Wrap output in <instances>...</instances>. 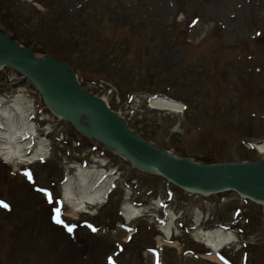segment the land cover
Segmentation results:
<instances>
[{"label": "rangeland", "instance_id": "rangeland-1", "mask_svg": "<svg viewBox=\"0 0 264 264\" xmlns=\"http://www.w3.org/2000/svg\"><path fill=\"white\" fill-rule=\"evenodd\" d=\"M0 37L65 63L144 141L176 157L264 161L254 148L264 141V0H0ZM21 90L36 108L32 124L48 154L18 166L0 157V201L9 205L0 204V264H218L204 258L210 252L197 241L204 225L195 223L198 211L211 214L206 229L222 224L238 236L222 254L228 264H264V206L227 194L231 201L211 210L163 178L138 172L69 114L53 112L33 83L0 68V99ZM163 95L185 104V112L151 110L148 100ZM96 154L104 161L94 162ZM107 161L119 167L122 182L106 204L73 216L65 179ZM135 180L131 201L147 212L127 231L120 203ZM158 200L165 207L153 204ZM167 207L183 215L175 222L176 245L158 253ZM56 209L63 223L54 219Z\"/></svg>", "mask_w": 264, "mask_h": 264}, {"label": "water", "instance_id": "water-1", "mask_svg": "<svg viewBox=\"0 0 264 264\" xmlns=\"http://www.w3.org/2000/svg\"><path fill=\"white\" fill-rule=\"evenodd\" d=\"M3 65L35 83L41 89L45 102L51 106L78 109L103 122V135L108 143L139 168L161 175L185 191L233 190L264 201V166H201L174 158L143 143L102 99L84 92L74 74L62 63L53 58L38 57L17 43L0 38V66ZM40 69L48 71L49 76Z\"/></svg>", "mask_w": 264, "mask_h": 264}, {"label": "bare ground", "instance_id": "bare-ground-1", "mask_svg": "<svg viewBox=\"0 0 264 264\" xmlns=\"http://www.w3.org/2000/svg\"><path fill=\"white\" fill-rule=\"evenodd\" d=\"M40 70L44 75H48V71ZM151 104L154 107L160 106V109H163V106L173 113L181 109L179 103L163 99L153 101ZM61 107L64 110L68 109L67 112L73 122L80 124L91 137L106 141L103 135L105 132V124L103 122L78 109H71V107L67 106ZM33 114L34 110L27 97L23 94V90L19 91V94L12 100L0 99V156L5 162L18 166L42 160L47 156V140L43 139L35 130L36 127L32 124ZM256 148L264 156V142L257 144ZM113 181L112 177L104 175L102 171H98L95 168H78L75 175H68L62 188L64 190V199L72 207V215L76 216L87 205L98 206L103 204L109 196ZM127 199L128 197H126ZM144 211L145 209L138 210L136 216H141ZM123 215L127 221L131 220L134 217L133 215H135L132 213V207L127 201L123 204ZM200 218V216L197 217V223H199ZM173 224L174 216L171 215L170 220L164 227L166 236H169ZM200 235L204 238V243L213 250L212 254L205 258L218 264H223L219 257L222 247L232 242H237L236 236L231 233H224L220 229L202 232ZM166 240L168 239H160L159 242L163 244Z\"/></svg>", "mask_w": 264, "mask_h": 264}, {"label": "snow or ice", "instance_id": "snow-or-ice-1", "mask_svg": "<svg viewBox=\"0 0 264 264\" xmlns=\"http://www.w3.org/2000/svg\"><path fill=\"white\" fill-rule=\"evenodd\" d=\"M259 35V34H258ZM29 179H31V175L29 174ZM0 204H2V206L4 208H9V205L7 203H4L3 201H0ZM60 209H56V212L59 213ZM54 219L56 220L57 223H63V221L59 218V215H57L56 217H54ZM68 231L71 232L72 228L69 227ZM93 231H96L95 228H93Z\"/></svg>", "mask_w": 264, "mask_h": 264}]
</instances>
